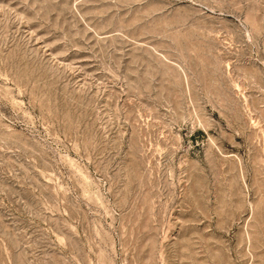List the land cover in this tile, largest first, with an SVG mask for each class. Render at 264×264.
<instances>
[{"label":"rangeland","instance_id":"rangeland-1","mask_svg":"<svg viewBox=\"0 0 264 264\" xmlns=\"http://www.w3.org/2000/svg\"><path fill=\"white\" fill-rule=\"evenodd\" d=\"M0 264H264V0H0Z\"/></svg>","mask_w":264,"mask_h":264}]
</instances>
